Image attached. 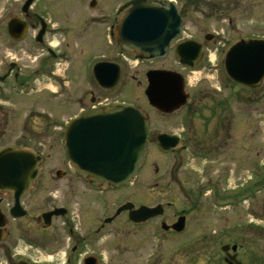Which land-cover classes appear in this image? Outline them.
<instances>
[{"label": "flooded vegetation", "instance_id": "flooded-vegetation-1", "mask_svg": "<svg viewBox=\"0 0 264 264\" xmlns=\"http://www.w3.org/2000/svg\"><path fill=\"white\" fill-rule=\"evenodd\" d=\"M28 1L0 0V137L6 141L1 146L30 150L39 154L41 162L22 194L8 185L0 190V264H200L202 238L213 243L224 240L219 249L230 245L226 252L213 254L209 264H264L261 256L248 261L246 250L232 241L233 224L227 217L224 222L228 224L216 225L203 234L197 217L199 192L211 199L226 196L233 119L245 114L243 108L235 112L234 101L248 103L249 98L258 100L264 95V77L256 87L235 82L224 70L225 54L242 38L264 36H240L225 45L219 41L225 28L222 25L186 34L188 13L205 12L222 19L228 8L225 0H150L174 5L183 28L163 57L137 62L152 65L147 70L179 72L183 80L177 98L180 103L176 108L159 110L145 96L146 106L141 107L148 114L149 127L144 164L130 184L104 187L74 168L64 147V130L81 114L115 102L104 99L118 84L111 90L101 87L93 75L94 64H118L121 79V62L128 61L125 56L136 60L135 54L124 51L115 39L122 14L119 7L128 0L114 5L110 15L104 14L110 0H76L81 7L87 1L89 10L80 9L82 15L75 21L66 2L56 10V0ZM58 10L63 21L57 24ZM101 21H107L113 51L96 56L87 74V64L79 61L73 66L71 60H64L61 45L53 41L63 28L68 33ZM187 40L192 45L187 56L195 61L191 68L180 62L176 52ZM62 61L71 69L65 67L61 73ZM82 65L85 75L79 69ZM197 68L212 75L213 83L205 92L199 89L200 83L188 82ZM147 70L143 72L145 87ZM161 135L169 148L159 147ZM200 159L205 163L201 172L191 167L192 161ZM137 182L136 196L120 197L122 189ZM180 197L185 201H179ZM124 203L132 207L117 212ZM141 205L159 206V210L144 220L130 219L129 211ZM176 222L180 228L173 227ZM262 223L264 218L260 222L246 220L239 235L261 238Z\"/></svg>", "mask_w": 264, "mask_h": 264}, {"label": "water", "instance_id": "water-1", "mask_svg": "<svg viewBox=\"0 0 264 264\" xmlns=\"http://www.w3.org/2000/svg\"><path fill=\"white\" fill-rule=\"evenodd\" d=\"M121 11L117 43L141 60L164 55L170 40L182 28L171 4L130 0L123 4ZM188 42L177 47V54L182 63L193 66L194 60L187 56L192 46ZM225 68L236 81L258 85L264 75V39H242L234 44L226 55ZM93 73L102 87L110 89L117 84L120 70L114 63L100 62L93 67ZM146 75L145 94L150 104L159 110H168L179 104L177 98L183 86L179 74L152 70ZM148 123V116L140 107L132 103H114L74 120L64 132L65 147L76 170L89 181L104 186L128 184L144 161ZM159 144L168 148L163 136L159 138ZM39 161L40 158L32 152L11 146L1 148L0 190L8 185L22 194L38 170ZM129 205L124 204L119 210ZM156 209L141 206L130 211L129 217L143 220L154 216ZM227 248L223 246L222 250Z\"/></svg>", "mask_w": 264, "mask_h": 264}, {"label": "rangeland", "instance_id": "rangeland-1", "mask_svg": "<svg viewBox=\"0 0 264 264\" xmlns=\"http://www.w3.org/2000/svg\"><path fill=\"white\" fill-rule=\"evenodd\" d=\"M56 1V10L63 7L66 2V7H70L69 9L73 10L74 21L76 17L82 15L79 12L80 9H82V12L84 9L89 10L88 5L85 4L87 1L83 3V7L78 5L76 0ZM98 1L102 3V0ZM121 1L112 0L111 3L110 0L105 6L104 14L110 15L113 6H116ZM225 1L226 3L228 1V8L224 9L222 19L220 17L217 19L210 17L205 12L191 11L188 13L185 18V23L189 28L186 30V34L196 35L199 29L201 31H210L214 25H222L225 28H223V32L219 35V41L225 45H228L240 36L243 37L251 34L264 36V0ZM75 10L78 11L75 12ZM202 15L204 16L202 17ZM60 16L62 15L59 11L56 14L57 24L63 21V18H60ZM106 25L107 21L106 23L101 21L90 26H78L68 33L63 28L61 30L63 34L57 33L53 43L58 46L61 45L60 51L64 60H71L73 66L77 62L83 61V63L87 64V74H90V66L94 58L102 53L106 54L113 51V46L108 41ZM129 60L131 59L128 58L127 62L124 60L121 62L122 77L117 88L108 91L105 94V98L108 101L136 102L139 105L146 106L144 95L145 77L143 72L152 65L139 64V62ZM69 65L67 63L59 65L60 72L62 73L65 67H70ZM79 69L84 75L86 74L84 65L80 66ZM188 82L191 85L200 83L199 89L202 92L210 88L209 83H213L210 72L207 69L201 70L200 68L195 69L194 73L189 76ZM262 88L264 89V87ZM242 108L241 112H245L244 116L237 119L234 117L233 119L234 141L231 157H228L230 159L227 162L229 172L226 178V186L229 187V190L226 193L230 195L233 204L232 206H218L216 203L213 206L210 196L199 192V212L197 217L200 219L201 234L209 233L216 225L219 228L224 224H228L224 222L226 217L229 221L231 220L230 223L233 224L232 233L234 234L232 241H236V243L242 245V250H246L248 254L247 260L251 261L256 259L254 258L255 256L264 257V236L254 238L250 234L244 238L239 234H243L241 230L243 228L242 224L246 220L252 219L254 222H260V219L264 218V178L261 179V176L264 177V95H260L258 100L249 98L248 103H237L234 101L235 112L239 113ZM236 127H238V130H236ZM4 142L6 141L0 137V145ZM191 167L201 172L205 168V163L202 159L196 162L192 161ZM137 180H141L140 176ZM138 186L137 182L135 186L129 189H122L120 197L123 198V196L131 194L136 196L138 194L136 192H139ZM257 187L262 188V191H256ZM179 201L184 202L185 200L180 197ZM262 224L264 225V223ZM224 242V240H220L217 243H213L208 241L207 238L199 242L200 248L198 253L200 255V264H209L211 256L215 253L216 255L219 254V245ZM147 250L150 252L153 249ZM247 254L244 255L246 256ZM165 263V261L158 262V264ZM167 264L172 263L169 262Z\"/></svg>", "mask_w": 264, "mask_h": 264}]
</instances>
